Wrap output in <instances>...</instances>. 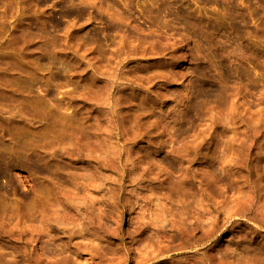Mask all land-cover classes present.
I'll list each match as a JSON object with an SVG mask.
<instances>
[{
    "label": "rangeland",
    "instance_id": "374dc122",
    "mask_svg": "<svg viewBox=\"0 0 264 264\" xmlns=\"http://www.w3.org/2000/svg\"><path fill=\"white\" fill-rule=\"evenodd\" d=\"M0 264H264V0H0Z\"/></svg>",
    "mask_w": 264,
    "mask_h": 264
}]
</instances>
